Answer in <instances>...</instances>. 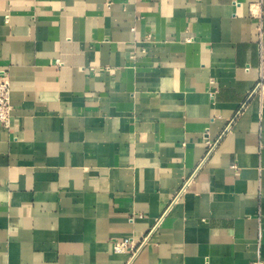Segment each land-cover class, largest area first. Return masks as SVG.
I'll return each instance as SVG.
<instances>
[{"label": "crops", "instance_id": "1", "mask_svg": "<svg viewBox=\"0 0 264 264\" xmlns=\"http://www.w3.org/2000/svg\"><path fill=\"white\" fill-rule=\"evenodd\" d=\"M262 69L264 0H0V264H264Z\"/></svg>", "mask_w": 264, "mask_h": 264}, {"label": "built area", "instance_id": "2", "mask_svg": "<svg viewBox=\"0 0 264 264\" xmlns=\"http://www.w3.org/2000/svg\"><path fill=\"white\" fill-rule=\"evenodd\" d=\"M261 47V46H260ZM264 90V69L259 73L258 80L252 89L253 95H261ZM11 121V105H10V85L8 76L5 72H0V125L3 127H8ZM178 199L176 196L172 203H175ZM161 221V220H160ZM156 223L142 239L136 244L133 245L131 239H125L123 241H114L112 243V248L115 253H121L125 250L126 247L130 249V258L127 264H132L139 252L150 244L151 238L155 233L159 222Z\"/></svg>", "mask_w": 264, "mask_h": 264}]
</instances>
